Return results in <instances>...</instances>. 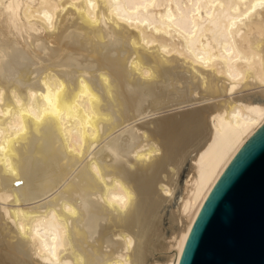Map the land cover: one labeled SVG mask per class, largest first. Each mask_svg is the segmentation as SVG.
Listing matches in <instances>:
<instances>
[{"label":"bare ground","instance_id":"6f19581e","mask_svg":"<svg viewBox=\"0 0 264 264\" xmlns=\"http://www.w3.org/2000/svg\"><path fill=\"white\" fill-rule=\"evenodd\" d=\"M263 123L264 0H0V264H178Z\"/></svg>","mask_w":264,"mask_h":264},{"label":"water","instance_id":"95a60500","mask_svg":"<svg viewBox=\"0 0 264 264\" xmlns=\"http://www.w3.org/2000/svg\"><path fill=\"white\" fill-rule=\"evenodd\" d=\"M178 264H264V123L212 188Z\"/></svg>","mask_w":264,"mask_h":264},{"label":"rangeland","instance_id":"374dc122","mask_svg":"<svg viewBox=\"0 0 264 264\" xmlns=\"http://www.w3.org/2000/svg\"><path fill=\"white\" fill-rule=\"evenodd\" d=\"M184 171H182V174H181V177H180V181L183 179V173ZM177 193V192H176ZM178 196V193L177 194H175V196H174V200L172 201V203L175 201L176 202V197ZM175 202L172 204V205H174L175 204ZM169 210H170V208L168 207L167 209H166V213H168L169 212ZM167 221H166V219H165V221H164V223H166Z\"/></svg>","mask_w":264,"mask_h":264}]
</instances>
